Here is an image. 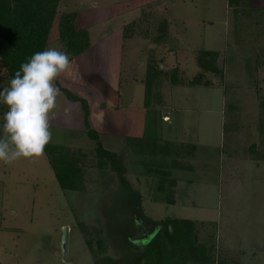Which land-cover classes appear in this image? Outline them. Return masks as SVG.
Returning <instances> with one entry per match:
<instances>
[{
    "label": "rangeland",
    "instance_id": "1",
    "mask_svg": "<svg viewBox=\"0 0 264 264\" xmlns=\"http://www.w3.org/2000/svg\"><path fill=\"white\" fill-rule=\"evenodd\" d=\"M69 1L73 6L70 9L74 10L84 2ZM117 1L124 0H91L93 4ZM145 1L147 6L142 9V14L140 10L130 11L113 23L140 14L137 20H132L130 26L126 27L125 32L142 39L146 45L145 57L135 59L131 55L134 51L127 50L125 58L132 63L127 62L123 74L137 72L143 78L144 90L138 89L137 102L141 104L143 95L148 93V132L151 133L152 126H155L154 116L161 120L159 122L163 131L160 138L147 135L148 138L137 141L140 151H156L150 155L164 157L160 160L151 158L147 162L149 168L146 166L155 171L153 174L161 184V179L169 181L171 172L177 169L198 168L201 163L211 164L215 168L214 165L226 157L231 139L229 128L235 123L234 117L249 120L258 111L264 121V9L252 7L250 0H239L236 5H229V0ZM96 14L95 11L90 12L92 19ZM95 26L94 39L95 31L100 33L112 29L109 28L111 23L107 22ZM128 42H131L130 39H127L126 49L130 48ZM204 51H214L216 55H208ZM142 58L145 67L138 65ZM198 59L204 61V67L199 65ZM199 73L201 84L188 86V81ZM9 84L10 78L0 57V90ZM230 95L233 100H229ZM253 98L257 100V105ZM59 100L56 109L58 120L54 121H62L63 125L70 126L68 120L73 117L74 126L82 128L84 124L80 120L76 122V105L71 106L70 114L66 115L63 98ZM7 111V106L0 103V136L3 135V117ZM165 115L170 117L166 119ZM164 119L171 122L166 123ZM256 124L257 120L254 121ZM65 128L51 126L52 140L49 144L64 146L65 155L75 162V167L80 171L79 180L78 175L74 180L78 185L77 191L61 189L46 152L35 162L21 159L11 165L0 163V264H112L111 259L121 253L123 257L131 258L134 252L129 246L142 249L154 235L147 222L140 219L146 231L142 237L147 240L135 241L133 244L130 242V245L127 238L120 236V232H112L113 236L108 233L107 229L114 225L110 230L116 231L118 224H114L113 220H121L124 224L139 213L154 221L169 218V215H164L161 204L155 205L148 200L154 195L155 181H147L145 185L141 181L138 186L139 183L135 181L137 171L131 167L130 161L124 165L125 176L131 177L132 188L140 189L146 198H141L140 209H127L118 176L108 161L97 155L96 142L82 131ZM169 128L177 133L173 136L165 132ZM178 133L182 138L195 136L198 151L194 152L197 145L178 138ZM99 142L107 150H113L114 143L116 147L119 146L117 138L106 135L100 137ZM195 170L191 171L194 176L201 171ZM211 186L216 187L213 184ZM223 189L222 199L219 200L214 189L202 185L198 191V204H203V198L207 195L205 204L215 212L221 202V231L228 239L229 193L227 195ZM196 211L199 210L187 207L176 212L175 216L171 212L170 215L172 218H191L197 216L192 214ZM110 220L112 223L109 225ZM132 226H129V231L133 229ZM65 228L68 230L63 246L62 232ZM191 233L192 239L195 238L191 251L195 250V245H203L204 249L199 247L198 250L209 257L208 264H229V244L218 231H214L213 225L193 224ZM131 235H135V232ZM86 239L90 240V245H87ZM167 246L170 248L168 243ZM169 250L173 254L171 248ZM197 258L189 261L203 264L197 263ZM145 263L147 260L140 262ZM230 264L239 263L232 259Z\"/></svg>",
    "mask_w": 264,
    "mask_h": 264
},
{
    "label": "crops",
    "instance_id": "2",
    "mask_svg": "<svg viewBox=\"0 0 264 264\" xmlns=\"http://www.w3.org/2000/svg\"><path fill=\"white\" fill-rule=\"evenodd\" d=\"M79 2L81 3L82 0ZM261 2L262 0H250L252 7L264 9V3L261 4ZM103 3L93 4L91 0H84L83 5H77L75 7L77 10H74L70 9L73 6L69 0H60L57 14L48 34L45 50L48 47H58L66 51L64 44L59 39V19L63 13L73 14L74 30L77 32L84 31L87 34L85 40L87 46L77 53L66 51L71 59V68L57 81V87L60 88L63 96L58 97V99L62 101L63 98L67 108L76 105L75 111L78 113L75 115L76 122L80 120L84 125L77 129L74 126L73 117L68 120L70 126L68 124L63 125L62 121L55 122L56 117L51 122V126H65V129L70 130L75 128L86 135L88 126L97 133L98 141L100 137L105 135L106 137L117 138L119 146L116 147L114 143V149L109 151H113L119 156L123 167L126 166L127 161H130L131 167L137 171L135 181L139 183V185L137 183L138 186L141 185V181H144V185L147 184V181L148 183L155 181L154 195L148 200L155 205L161 204L164 207L165 216L169 215V218H172L171 213L175 216L176 212H180L181 209L186 210L187 207L199 210L192 212L198 217L176 216V218L190 220L194 225H213L214 231H218L219 235L229 244V256H231L229 264L232 259L238 261L239 264H264V121L259 117L258 111L253 117L250 116L249 120L234 117L235 123L229 128L231 139H229L227 146L229 148L226 157L221 158L218 165L215 163L214 169L208 163H201L198 168L195 166L193 169L192 167L177 169L173 173L171 172L172 175L168 177L169 181L161 179L162 183L159 184L153 174L155 171L147 169L146 166L151 158L153 160L159 158L160 160L164 157L156 156V154L150 155L156 151L149 153L140 151L137 141L141 138H148L147 135L151 138H160L163 131L159 122L161 120L154 116L155 126H152V132L149 133L146 117L150 112L149 101H147L149 98L147 99L145 94L141 104L137 102V96L140 92L138 89H143L144 86L143 78L137 72L135 74H123L127 62L132 63L131 60L127 61L125 58L127 50L134 51L131 55L135 59L141 58V56L145 57L146 45L142 39L125 31L126 27L130 26L131 21L137 20V16L142 14V9L147 6L145 5L146 1L124 0L110 4ZM228 4L231 5L230 2ZM233 4L236 5L237 3L233 2ZM91 9L97 12L93 19L90 16ZM136 10H140V14L132 16L129 20L113 23L126 13ZM105 22L111 23L109 28L112 29L107 32L100 31V33L95 31L94 39L92 35L95 25ZM127 39L131 41L127 44L130 47L128 49H126ZM144 61L142 58L138 65L143 67ZM135 71L137 70L135 69ZM177 87L179 86H175V88ZM61 88L68 90L80 100L68 98ZM172 96L171 98H173ZM229 100H233L231 95ZM252 100L257 105V100L255 98ZM73 113L75 114V112ZM164 117L167 119L170 116L165 115ZM229 119L232 118L229 117ZM255 120H257L256 126L254 125ZM164 122L170 123L171 121L167 122L164 119ZM165 132L173 136L177 133L170 128ZM178 138L197 145L194 152L198 151L195 136L182 138L178 133ZM164 140L167 141V139ZM143 156L146 158L144 159L145 162ZM209 162H211L210 159ZM195 169L203 171V174L201 175L200 171L194 176L191 171H196ZM209 171L215 173L216 176ZM131 176L133 175L131 174ZM126 178H129V182L132 184L131 177ZM204 184L211 190L214 189L215 195L217 194V197L220 198L219 200L222 199L223 187L227 191V195L229 193L228 239L221 231V202L219 201L215 212L214 210L212 212L213 208H208V205L205 204L207 203V195L203 198L205 199L204 203L198 204V193ZM212 184L216 187H212ZM172 185L173 187H171ZM138 191L144 200L146 197L144 198L140 189ZM153 230L156 231V228ZM197 263L208 264L210 262ZM187 264L193 263L188 261Z\"/></svg>",
    "mask_w": 264,
    "mask_h": 264
},
{
    "label": "trees",
    "instance_id": "3",
    "mask_svg": "<svg viewBox=\"0 0 264 264\" xmlns=\"http://www.w3.org/2000/svg\"><path fill=\"white\" fill-rule=\"evenodd\" d=\"M233 1L239 3V0H229L230 3H233ZM59 3L60 0H0V57L8 72L10 81L14 78L16 71L20 70L21 64L26 63L34 53L45 50L48 34L57 14ZM86 37L87 34L84 31L77 32L74 30L73 14L63 13L60 15L59 39L64 44L66 51L77 53L83 50L87 46ZM203 53L216 55L214 51H204ZM198 61L199 65L205 66L203 60L198 59ZM200 77L201 73L189 80L187 85L201 84ZM204 84L208 85V83ZM61 90L65 92L68 98L80 100L68 90L62 88ZM146 96L148 99V93ZM87 136L95 140L97 155L100 158H105L112 170L116 172L119 184L123 190L122 194L125 196L124 205L127 206V209L129 207L140 209L141 195L138 190L132 188L126 178L122 160L115 152L103 148L98 141L97 133L88 128V126ZM65 150L66 148L62 145L48 144L44 152L47 153V159L61 189L77 191L78 185H76L74 180L80 171L75 167V162L65 155ZM52 154L53 156L50 158ZM73 171L74 173H72ZM78 178L79 175L77 176ZM78 180L77 183H79ZM121 202H123V198ZM140 219L147 222L151 232H154V235L142 249H139V247L135 248L130 243L131 237L134 236L131 233L135 232L137 227L135 221L138 220V224H141ZM110 223H112L111 220L108 224L110 225ZM113 223L118 224L115 228L116 231L110 230L115 227L114 225L107 229L108 233L113 236L112 232H115V234L120 232V236L128 239L126 240L131 245L129 247L133 249L134 253L131 258H125L121 253L117 258L111 259L112 264H140L143 260H147L145 264H187L189 260L196 257H198L197 262L206 263L210 260L209 257L204 255L203 251L198 250L199 247L204 249L203 245L198 244L199 247L195 245V254L194 251L190 250L193 249L195 242V238L192 239L191 237L193 223L190 220L167 218L163 221H154L139 213V215L134 214L124 224L121 220L118 222L113 220ZM130 225H133L131 231H129ZM154 228H156V231L153 230ZM117 241H119L118 238ZM86 243L90 245V240L86 239ZM167 243L173 254L170 252ZM135 251L138 253L135 254ZM188 253H191V255L188 256ZM217 264H223V262H217Z\"/></svg>",
    "mask_w": 264,
    "mask_h": 264
},
{
    "label": "clouds",
    "instance_id": "4",
    "mask_svg": "<svg viewBox=\"0 0 264 264\" xmlns=\"http://www.w3.org/2000/svg\"><path fill=\"white\" fill-rule=\"evenodd\" d=\"M71 68L69 54L58 47L34 53L21 64L8 87L0 90V103L7 106L3 135L0 136V163L11 165L25 159L35 162L52 140L51 122L57 117V81ZM70 108H64L66 115Z\"/></svg>",
    "mask_w": 264,
    "mask_h": 264
},
{
    "label": "flooded vegetation",
    "instance_id": "5",
    "mask_svg": "<svg viewBox=\"0 0 264 264\" xmlns=\"http://www.w3.org/2000/svg\"><path fill=\"white\" fill-rule=\"evenodd\" d=\"M135 222H138V220H136ZM139 223V222H138ZM139 227V228H138ZM136 234L134 236L131 237V242L132 244L135 242L136 238H140L142 237V235L146 232L145 231V226H143L142 224H138L136 227ZM143 232V233H142ZM137 243V242H135Z\"/></svg>",
    "mask_w": 264,
    "mask_h": 264
},
{
    "label": "water",
    "instance_id": "6",
    "mask_svg": "<svg viewBox=\"0 0 264 264\" xmlns=\"http://www.w3.org/2000/svg\"><path fill=\"white\" fill-rule=\"evenodd\" d=\"M67 228L63 229V232H62V245L65 246V240H66V234H67ZM154 233V232H153ZM151 236V235H150ZM152 237V236H151ZM150 237V238H151ZM146 238L144 237H140V238H136L135 241L136 242H139V241H142V242H146Z\"/></svg>",
    "mask_w": 264,
    "mask_h": 264
}]
</instances>
